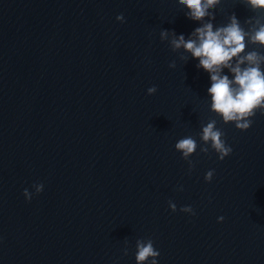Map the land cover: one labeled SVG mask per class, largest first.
Wrapping results in <instances>:
<instances>
[{
  "label": "water",
  "instance_id": "obj_1",
  "mask_svg": "<svg viewBox=\"0 0 264 264\" xmlns=\"http://www.w3.org/2000/svg\"><path fill=\"white\" fill-rule=\"evenodd\" d=\"M186 11L0 0V206L25 264H136L149 239L159 264H264V110L240 130L211 109L209 73L172 44L209 20ZM210 12L214 26L232 14L248 32L264 23L246 0ZM251 51L264 57L246 38ZM211 121L232 148L223 160L202 139ZM189 136L185 158L175 144Z\"/></svg>",
  "mask_w": 264,
  "mask_h": 264
},
{
  "label": "clouds",
  "instance_id": "obj_2",
  "mask_svg": "<svg viewBox=\"0 0 264 264\" xmlns=\"http://www.w3.org/2000/svg\"><path fill=\"white\" fill-rule=\"evenodd\" d=\"M188 10L185 15L192 20L202 21L205 17L209 20L194 30L193 38L186 39L183 33L172 40L176 48L183 47L190 52L193 58L198 59V67H202L209 73L211 81L207 89L211 97V109L227 122H234L240 130L248 129L252 124V117L258 110H264V68H261V57L257 52H245L246 38L253 43L264 45V23L252 32L246 31L240 24L239 18L232 14L230 22L214 26L212 19L214 14L210 9L214 8L220 0H179ZM253 9H264V0H246ZM117 20L123 21V14L118 15ZM166 34V33H165ZM243 53V54H242ZM228 69L231 77L224 72ZM153 85L147 89L149 94L156 92ZM202 139L211 141L212 147L223 160L232 152L222 138V133L215 127V121H211L203 127ZM175 148L187 158L196 149V142L192 137L179 139ZM214 169L205 173V180L211 182ZM34 193L27 188L24 196L31 200L34 194L44 190L43 183L33 185ZM169 206L176 211V204L169 201ZM183 212L195 214L193 208L184 206ZM223 216L218 217L222 221ZM160 253L154 247L151 239L137 241L135 260L136 264H159Z\"/></svg>",
  "mask_w": 264,
  "mask_h": 264
}]
</instances>
